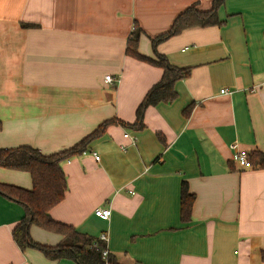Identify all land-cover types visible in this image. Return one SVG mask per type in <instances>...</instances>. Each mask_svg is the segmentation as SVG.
<instances>
[{
  "label": "crops",
  "instance_id": "0c3cea01",
  "mask_svg": "<svg viewBox=\"0 0 264 264\" xmlns=\"http://www.w3.org/2000/svg\"><path fill=\"white\" fill-rule=\"evenodd\" d=\"M193 4L207 11L212 0H0V150L52 154L105 120L134 123L163 69L127 53L133 26L143 30L138 53L156 59L151 37ZM218 19L157 45L191 69L176 99L148 106L142 128L110 124L62 162L68 188L51 216L106 233L118 264H264V166L240 167L230 147L264 154V0H225ZM108 74L120 82L107 83ZM184 181L195 196L189 222L180 216ZM0 183L33 187L29 172L2 166ZM23 215L0 195V264H80L21 249L12 232ZM30 235L52 246L63 239L37 225Z\"/></svg>",
  "mask_w": 264,
  "mask_h": 264
},
{
  "label": "trees",
  "instance_id": "16d2710c",
  "mask_svg": "<svg viewBox=\"0 0 264 264\" xmlns=\"http://www.w3.org/2000/svg\"><path fill=\"white\" fill-rule=\"evenodd\" d=\"M225 0H212L210 10L201 11L195 4L186 8L174 20L171 27L161 34L151 37L152 46L157 54L156 59L138 53V42L142 33L141 27L134 24L127 42V53L139 59L149 61L163 69L162 78L147 92L136 111V121L132 124L119 119H108L102 122L93 132L84 137L74 146L62 151L45 154L39 148L31 145H21L15 148H2L0 150V166L27 171L32 177L31 189L20 186L0 183V195L8 200L19 203L24 209V215L15 225L12 235L21 249L36 247L50 259H74L80 264H104L102 251L106 243L99 237L90 236L78 231L74 226L54 219L50 210L64 200L68 188L67 176L62 167L65 159L85 152L88 145L96 138L102 136L110 124L117 123L142 128L146 108L160 102L170 103L177 98L176 82L190 75V68L178 67L170 63L167 56L157 51V45L182 30L200 25L207 26L220 24L218 9ZM191 107L185 109L188 114ZM1 129V122H0ZM254 166H264V154L254 152L250 154ZM195 196L189 191L187 182L181 186L180 216L183 222H189L192 216V207ZM37 225L50 231L63 235L62 241L55 245L36 242L30 235V227ZM264 260V252L262 253ZM111 264H118L109 255Z\"/></svg>",
  "mask_w": 264,
  "mask_h": 264
},
{
  "label": "built area",
  "instance_id": "2783aa9c",
  "mask_svg": "<svg viewBox=\"0 0 264 264\" xmlns=\"http://www.w3.org/2000/svg\"><path fill=\"white\" fill-rule=\"evenodd\" d=\"M105 81L111 85H116L117 83L120 82V78L113 76L111 74H108L105 76ZM221 92H228V90L223 89L221 90ZM126 137H129L131 139L132 144H136L137 143V137L133 136L132 134H130L129 132L125 133ZM230 147L233 150V160L242 168H254L255 166L253 165L251 159H250V152L247 149L244 148H240L238 145V142L235 141L233 142ZM122 149L125 151L126 147L122 146ZM95 158L97 160H100V155L97 152H94ZM95 214L103 219H109L111 217L112 214V210L110 207H98L95 209ZM99 239L103 240L106 243V247L104 248V250L102 251V256L104 259V264H111V262L109 261V249L107 247V243H108V235L106 233H102L99 236Z\"/></svg>",
  "mask_w": 264,
  "mask_h": 264
}]
</instances>
